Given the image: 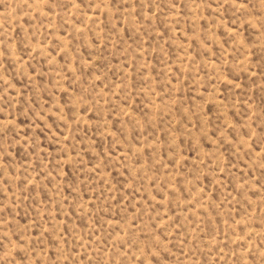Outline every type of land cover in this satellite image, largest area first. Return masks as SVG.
<instances>
[{
	"label": "rangeland",
	"instance_id": "obj_1",
	"mask_svg": "<svg viewBox=\"0 0 264 264\" xmlns=\"http://www.w3.org/2000/svg\"><path fill=\"white\" fill-rule=\"evenodd\" d=\"M0 264H264V0H0Z\"/></svg>",
	"mask_w": 264,
	"mask_h": 264
}]
</instances>
